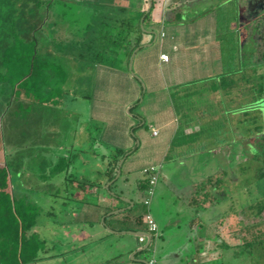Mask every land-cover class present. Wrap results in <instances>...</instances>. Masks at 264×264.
Returning <instances> with one entry per match:
<instances>
[{
  "label": "crops",
  "instance_id": "obj_1",
  "mask_svg": "<svg viewBox=\"0 0 264 264\" xmlns=\"http://www.w3.org/2000/svg\"><path fill=\"white\" fill-rule=\"evenodd\" d=\"M111 1L135 13L145 11V18L150 14L146 23L144 18L143 28L140 23L142 45L133 59L137 78L129 66L128 70L117 69L81 60L79 65L91 70L94 86L87 89L84 82L77 88L69 84L64 87L73 105L81 103L86 113L90 106V121L86 123L103 126L102 142L93 149L92 145L88 154L78 150L82 149L80 139L90 141L91 134H73L74 141L61 148L67 173H63L65 169L56 172L63 173L62 193L57 192L56 198L61 203L57 212L63 214V220L58 223L52 219L48 230L51 239L63 234L65 247L56 254L53 240L51 248L46 249V262L146 264L148 252L157 264H226L242 258L238 253L242 247L252 245V253L261 252L253 245L255 224L247 222L235 208L239 198L229 199L234 189L240 190L245 163H237L229 177V166L219 169L215 176L214 170L208 169L209 163L192 162L200 151L224 150L230 132L238 140L245 139V116L249 112L238 105L246 102L238 98L246 71L242 66L240 26L238 21L224 24L219 14L234 0H151L152 5L149 0ZM163 55L168 61L162 60ZM229 106L234 110L232 129L228 131L224 124L228 122L225 116ZM70 113L73 116L76 111ZM78 115L81 128L85 123ZM117 151L125 155L116 165L113 159ZM85 153L91 157L84 159ZM185 158L192 159L184 162ZM149 166H158L160 173L155 195L146 207L144 169ZM207 172L210 174L206 176ZM53 174L51 181L56 178ZM219 195L234 205L215 218L209 210L217 207L214 197ZM51 202L54 217L56 201ZM148 211L159 228L149 246L146 236L145 243L139 241L143 235L139 233L147 232L143 217ZM121 213L132 218L123 223L115 217ZM140 216L142 224L136 221ZM245 226L250 232L244 230Z\"/></svg>",
  "mask_w": 264,
  "mask_h": 264
},
{
  "label": "rangeland",
  "instance_id": "obj_2",
  "mask_svg": "<svg viewBox=\"0 0 264 264\" xmlns=\"http://www.w3.org/2000/svg\"><path fill=\"white\" fill-rule=\"evenodd\" d=\"M52 2L51 7L46 5L43 7L44 11L47 12L48 10V12H45V15H47L45 24L38 34L41 54L49 57L51 60L58 61L67 71L68 82L63 85V90H65L64 87L68 84L74 85L77 88L78 84L84 82H86V88L88 89L94 86L95 80L93 79L94 77H90L92 73L88 67L82 68L79 65L81 60L77 58L78 54L75 53H78L80 50H76L75 45H78L77 42L88 30V23L94 22L93 20L98 22L105 19L103 13L105 9L108 10L105 4L111 3V0H53ZM84 2H88V5L89 3L92 4L89 5L92 6L91 9L84 8V6H88L84 5ZM238 2L240 3V0H234L228 3L227 7L225 6L219 11L221 22L228 24V26L237 22V16L239 18ZM22 7V0H0V45H2V49L5 47L3 40L10 42L14 39V35L8 37V33L12 31L13 34L18 33L20 29V12ZM142 19L143 17L141 21ZM262 35L264 37V32ZM229 38L233 39L234 35L230 34ZM223 42L225 43V47H227L226 42H228V39H225ZM244 45L242 51L245 52L246 58L242 55L244 60L242 66L244 65L243 70L246 69V78L263 74L264 67L249 68L251 60L247 56L253 50V44L245 43ZM2 49L0 50V72L4 73L7 72V67L2 64L4 60V50ZM260 51L264 52V46H262ZM254 61L264 63V57L262 59L259 56ZM105 65L111 68H122L110 65L109 62ZM240 83L243 85L241 86L242 91L240 90L238 98H243L246 102H240L238 105L240 108L245 107L248 110L247 112H249L245 116L247 127L246 134H244L245 139L240 138L238 140L236 134L230 132L227 135V138L229 137V145L224 150L214 149L208 153L200 151L192 162H196V165L200 162L209 163L208 169L214 170L215 176H217L219 169L224 170L226 166H229V177H232L233 167L237 163H241V165L245 163L243 165L245 168L240 172V190L234 189L235 194L233 195L231 192L229 199L239 198V203L233 205L240 211V215L245 216L247 222L251 221L253 225L255 224L257 235L255 234L256 238L253 245L257 246L258 251L261 252L252 253L250 249L253 247L252 245L250 248L242 247L238 251L242 258L240 259L238 256L235 260L228 261L226 264H264V148L260 149L257 138H255L258 133L254 132L255 130L257 131L256 127L261 124V121L258 122L260 117L259 112H255V109L253 110V108H259L258 105L253 101L250 102L252 97L248 90L252 87V83H247L244 80ZM9 84V82L0 83V166L4 165L9 170L11 189L14 196L17 199H26L29 203L39 208L40 214L36 231L45 240L46 249L48 247L51 248V242L54 240V252L59 254L65 247L62 239L63 234H57L51 239L49 237L48 225H52V219L57 220L58 223H61L63 220V214L57 212V209L61 208V203L56 198L57 192L62 193L63 173H67V169H65L67 166L62 161V153L64 152L61 151V148H67L74 141L75 136L73 134H91L90 141H87L86 138H83L84 140L80 139V142L81 140L83 141L80 144L82 149L78 150H84L88 153L92 145L91 149L96 144L102 142L100 137L102 136L101 129H103V126L95 122L86 123V121H90L88 113L90 106L86 113L85 108L80 107L81 103L77 102L73 105L68 97L60 105H40L36 101L30 102L25 100L24 106L21 99L13 94ZM84 92L87 93V91ZM243 92H245L246 96L243 95ZM74 93L80 94L82 92L74 90ZM71 97L73 98V96ZM234 97L237 98V94H232V98ZM232 110H234L232 106H229V109L226 110L225 118L228 122H225L224 128L228 129V131L232 129L230 121L233 113ZM72 111H76L73 116L70 113ZM77 112L80 113L82 124L85 123L81 128H79V113ZM85 126H87V129H85ZM78 138H81V136H78ZM87 153L82 154L84 159L91 157ZM191 159L185 158L183 161L190 162ZM57 161L59 162L56 167L60 166V169H65L63 173H56V170H53L56 168L54 165ZM52 173L56 177L54 181H51ZM57 174H59L58 177L56 176ZM208 174L210 172L205 173L206 176ZM52 183L55 185L52 186ZM53 192H55L54 198L52 197ZM52 200L56 201L54 203L56 216L54 217L51 216L50 210ZM214 201L217 202V207L214 208L215 211L211 209L209 211H212L215 218L219 215H224L228 211V207L229 209L233 207V205H230L231 202L222 195L215 196ZM242 222L243 220L241 219ZM243 224L245 225V223ZM249 229L246 226L244 228L247 232H250ZM45 255L46 253L43 254V256ZM146 255H148L147 257L152 256L148 252ZM218 260L221 263L220 257ZM35 264L62 263L58 260H55L54 263H47L45 259H42Z\"/></svg>",
  "mask_w": 264,
  "mask_h": 264
},
{
  "label": "trees",
  "instance_id": "obj_3",
  "mask_svg": "<svg viewBox=\"0 0 264 264\" xmlns=\"http://www.w3.org/2000/svg\"><path fill=\"white\" fill-rule=\"evenodd\" d=\"M52 1L22 0L20 29L18 33H8L7 36L14 35V39L10 42L3 40V49L0 45V50H4L2 64L7 67V72H0V83L9 82L13 94L21 99L24 106L25 100L36 101L40 105H60L68 96L63 90V85L68 82L67 71L58 61L42 55L39 47L38 34L47 16L43 7H51ZM87 3L84 2V5ZM112 3L105 4L108 8L103 13L105 19L87 24L88 30L75 45L76 50L82 49L80 54H75H78L79 60H92L98 64L109 62L110 65L128 70L132 53L142 45L143 30L140 23L146 12L135 13ZM149 17L150 14L146 16L145 23ZM249 60L253 63L249 64V68L255 69L256 64L252 59ZM252 77L246 78L245 72L242 79L253 84L248 92L252 101L264 111V73ZM124 155V152L117 151L114 163L117 165ZM62 169L60 166L55 168L56 172ZM146 182L148 187V180ZM39 214L36 205L14 196L9 170L4 165L0 166V264H35L45 259L46 242L36 231ZM124 214L115 217L123 223L132 218L130 214ZM136 221L142 224V217Z\"/></svg>",
  "mask_w": 264,
  "mask_h": 264
},
{
  "label": "flooded vegetation",
  "instance_id": "obj_4",
  "mask_svg": "<svg viewBox=\"0 0 264 264\" xmlns=\"http://www.w3.org/2000/svg\"><path fill=\"white\" fill-rule=\"evenodd\" d=\"M237 21L240 26L239 36L242 41V49H244L245 43H252L253 50L250 52L248 59H257L264 57V52L260 51L262 46H264V37L262 33L264 32V0H240V5L238 8ZM262 53V54H261ZM242 55L246 58L245 52L242 51ZM257 67H264V63H257ZM255 112H259L258 122L261 124L257 126V141L259 143L260 149L264 148V113L262 108H255ZM256 135V134H255Z\"/></svg>",
  "mask_w": 264,
  "mask_h": 264
},
{
  "label": "built area",
  "instance_id": "obj_5",
  "mask_svg": "<svg viewBox=\"0 0 264 264\" xmlns=\"http://www.w3.org/2000/svg\"><path fill=\"white\" fill-rule=\"evenodd\" d=\"M162 60L164 61H168V56L167 55H163L161 56ZM154 135H157V131L154 130ZM159 173H160V168L158 166H149L147 168L144 169V175L146 176L147 180H148V187L146 190V197L143 200V203L146 207H149L152 201V198L155 195V191H156V185L159 179ZM144 223L147 227V232L148 234H150L151 236L154 235H158L159 233V228H158V224L156 223L155 218L153 217V215L151 214L150 211H148L145 215H144ZM146 237L145 235H142L141 237H139V241L141 243H145L146 242ZM146 264H157V260L155 259L154 255H152L146 262Z\"/></svg>",
  "mask_w": 264,
  "mask_h": 264
},
{
  "label": "water",
  "instance_id": "obj_6",
  "mask_svg": "<svg viewBox=\"0 0 264 264\" xmlns=\"http://www.w3.org/2000/svg\"><path fill=\"white\" fill-rule=\"evenodd\" d=\"M150 1V5H152V2H151V0H149ZM149 11H147V13H148ZM144 18H145V16L143 17V19H142V21H141V25H142V28H143V21H144ZM141 48V47H140ZM140 48H137L134 52H133V54H132V56H131V58H130V64H129V68H130V72H131V74L134 76V77H136L137 78V76L135 75V73L133 72V59H134V56L136 55V53L139 51V49ZM143 87H144V85H142ZM123 163V162H122ZM122 163H121V165H122ZM120 165V166H121ZM120 175V170H119V172H118V176ZM117 176V177H118ZM139 234H143V235H145L147 238H148V240H149V243H148V246H149V244H150V242H151V240H152V236L150 235V234H148V233H144V232H140ZM148 246L146 247V248H148Z\"/></svg>",
  "mask_w": 264,
  "mask_h": 264
}]
</instances>
